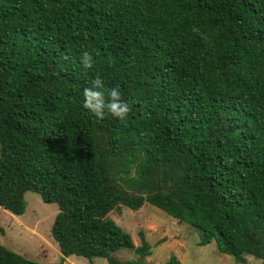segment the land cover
Returning <instances> with one entry per match:
<instances>
[{"label":"trees","instance_id":"trees-1","mask_svg":"<svg viewBox=\"0 0 264 264\" xmlns=\"http://www.w3.org/2000/svg\"><path fill=\"white\" fill-rule=\"evenodd\" d=\"M97 76L124 121L82 106ZM27 192L56 205L62 257L149 264L107 218L146 204L264 264V0H0V209ZM0 264L39 263L0 245Z\"/></svg>","mask_w":264,"mask_h":264},{"label":"rangeland","instance_id":"rangeland-1","mask_svg":"<svg viewBox=\"0 0 264 264\" xmlns=\"http://www.w3.org/2000/svg\"><path fill=\"white\" fill-rule=\"evenodd\" d=\"M23 201L24 211L19 216L0 209V245L39 264H58L62 260V264H107L102 258L62 257L50 236L56 205L43 203L30 192L23 195ZM107 218L131 237L135 247L139 246L142 233L150 246V255L145 258L149 264H163L169 257L179 264H237L231 256L217 252L213 242L198 246L195 229L146 204L136 211L118 206ZM113 256L119 261L135 258L129 250H119ZM244 259L246 264H261L249 255Z\"/></svg>","mask_w":264,"mask_h":264},{"label":"clouds","instance_id":"clouds-1","mask_svg":"<svg viewBox=\"0 0 264 264\" xmlns=\"http://www.w3.org/2000/svg\"><path fill=\"white\" fill-rule=\"evenodd\" d=\"M192 31L198 32V28ZM94 63L93 55L84 51L81 54V64L84 68H91ZM83 107L93 114L97 119L111 116L124 121L130 111L129 105L122 99L117 88L108 89L100 76L93 79L89 86L82 91Z\"/></svg>","mask_w":264,"mask_h":264}]
</instances>
